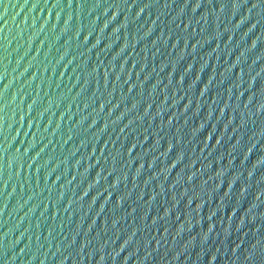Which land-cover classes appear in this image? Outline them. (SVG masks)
I'll list each match as a JSON object with an SVG mask.
<instances>
[{"label":"water","instance_id":"water-1","mask_svg":"<svg viewBox=\"0 0 264 264\" xmlns=\"http://www.w3.org/2000/svg\"><path fill=\"white\" fill-rule=\"evenodd\" d=\"M0 264H264V0H0Z\"/></svg>","mask_w":264,"mask_h":264}]
</instances>
